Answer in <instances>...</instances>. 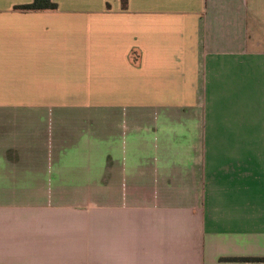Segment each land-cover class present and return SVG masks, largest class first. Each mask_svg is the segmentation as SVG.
<instances>
[{"label":"crops","instance_id":"crops-1","mask_svg":"<svg viewBox=\"0 0 264 264\" xmlns=\"http://www.w3.org/2000/svg\"><path fill=\"white\" fill-rule=\"evenodd\" d=\"M32 2L0 0V264H264V0Z\"/></svg>","mask_w":264,"mask_h":264},{"label":"rangeland","instance_id":"rangeland-1","mask_svg":"<svg viewBox=\"0 0 264 264\" xmlns=\"http://www.w3.org/2000/svg\"><path fill=\"white\" fill-rule=\"evenodd\" d=\"M95 189L99 190V188ZM55 200L60 201L63 204H70L76 207H88L99 205L101 201V195L99 192H62L60 195H56ZM62 264H99V257H77L71 259H62Z\"/></svg>","mask_w":264,"mask_h":264},{"label":"trees","instance_id":"trees-1","mask_svg":"<svg viewBox=\"0 0 264 264\" xmlns=\"http://www.w3.org/2000/svg\"><path fill=\"white\" fill-rule=\"evenodd\" d=\"M122 6L127 7L128 0H121ZM16 10L20 11H40V10H56L57 5L52 0H33L32 3L27 5L17 6ZM246 261L259 262L264 261L263 259H246Z\"/></svg>","mask_w":264,"mask_h":264}]
</instances>
